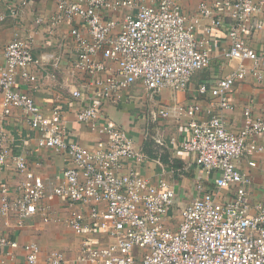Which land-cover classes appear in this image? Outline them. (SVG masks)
Masks as SVG:
<instances>
[{
  "label": "built area",
  "instance_id": "2783aa9c",
  "mask_svg": "<svg viewBox=\"0 0 264 264\" xmlns=\"http://www.w3.org/2000/svg\"><path fill=\"white\" fill-rule=\"evenodd\" d=\"M7 1L8 15L0 14V21L7 16L16 19L34 0ZM228 4L230 24L214 16L208 0H200L198 12L191 16L178 0H57L48 24L50 33L64 22L79 21L70 30V72L81 73L84 86L92 93L77 120L100 136L94 148L67 138L60 108L46 114L18 89L19 78L37 82L29 41L16 38L0 50L4 115L21 109L32 130L40 134L38 147L68 155L72 161L58 184L49 186L24 156H12L0 125V170L12 160L22 177L16 196L6 182L0 184V218L14 217L18 229H24L37 214L45 215L46 199L62 197L73 208L67 225L76 234L98 230L110 239L101 247L85 240L74 263L54 252L48 264H264V202L251 201L252 177L238 167L245 154L254 157L264 151L258 143L264 134V120L247 108L243 127L232 132L223 117L212 112L215 106L234 109L230 92L249 74L261 78L264 52L249 47L247 38L252 31L264 29V0H230ZM205 18L210 23L202 38L197 30ZM36 22L45 23L42 17ZM225 27L231 45L224 55L238 65L229 75L200 85L199 94L209 96L211 102L183 109L188 122L180 145L194 156L196 165L217 176L212 189L198 186V195L178 212L175 225L171 223L175 186L168 179L153 183L146 178L141 169L149 156L111 120L101 124L100 119L106 104L117 105L138 82L151 93L167 88L186 90L193 76L211 63L217 46L212 32ZM61 61L58 57L55 65ZM72 94L82 97L77 88ZM200 113L208 118L197 119ZM154 117L167 118L168 113L160 110ZM249 165L257 163L253 160ZM226 191L232 192V197L226 198ZM5 248L12 255L11 251L21 246L0 235V250ZM22 249V264H41L37 243H26Z\"/></svg>",
  "mask_w": 264,
  "mask_h": 264
},
{
  "label": "crops",
  "instance_id": "0c3cea01",
  "mask_svg": "<svg viewBox=\"0 0 264 264\" xmlns=\"http://www.w3.org/2000/svg\"><path fill=\"white\" fill-rule=\"evenodd\" d=\"M148 3H158L159 0H145ZM8 1L0 0V14L8 13ZM230 0H208L214 16H221L230 24ZM57 0H34L33 3L22 9L16 19L7 16L0 21V50L16 38L29 41L35 65L32 71L37 75L36 83H27L19 78L18 89L27 93L34 102L46 113L53 108H60L63 112V124L67 138L88 148H94L100 136L90 126L77 120V113L81 110L89 97L90 90L84 86L81 73L73 75L70 72V61L73 47L71 27L79 21L62 23L53 33L48 30L50 19L56 12ZM183 11L191 16L198 12L200 0H178ZM8 15V14H7ZM42 17L44 24H38L37 18ZM210 20L202 21L197 30L199 37H204V27ZM212 40L217 41L213 50L210 65L198 71L192 78L186 90L163 89L159 93H151L142 83L134 84L116 104H106L100 123L111 120L120 129L124 130L133 140L136 148L149 156V160L141 169L142 174L151 182L156 183L161 178L168 179L175 186L177 197L173 214H177L198 195V186L212 189L215 173L208 174L195 163L193 155L181 148L185 136L188 118L183 109L191 104L206 106L211 102L209 96L200 95L198 89L201 84L229 75L237 63L230 62L224 55L230 48L231 41L228 27L216 28L212 32ZM247 45L258 52H264V29L252 31L247 38ZM62 59L56 66L55 59ZM4 59L0 55V65ZM250 65V64H248ZM80 89L82 97L75 98L74 89ZM230 99L234 106L232 110H221L215 106L212 112L221 115L232 132H239L245 122L244 112L249 108L252 115L264 120V71L261 78L248 75L245 81L239 82L230 92ZM160 110H166L167 118H155ZM197 119L205 120L207 114H197ZM0 125L7 138L6 146L12 156H24L29 166L41 175L49 186L58 184V178L67 167L72 166L68 155L58 154L52 150L40 149L37 140L40 134L34 132L26 114L15 108L9 116L4 115L2 97L0 96ZM103 139H107L104 137ZM149 143L145 149V144ZM259 145L264 148V134L258 139ZM149 150L157 155L150 157ZM257 165L251 167L250 161ZM160 163H159V162ZM243 172L252 177L249 188L252 202H264V151L254 157L245 154L238 166ZM14 161L9 160L6 167L0 170V184L6 182L13 195H19L17 186L21 182ZM232 192L226 191V198L232 197ZM1 203V192H0ZM46 208L45 215L37 214L24 229L19 230L14 217L0 218V235H6L17 241L21 248L0 250V264H22L24 252L22 246L29 242L37 243L41 248V264H48L49 257L54 252L64 254L70 263L76 262L82 251L85 240L93 246L101 247L110 242V239L97 230L95 233L76 234L68 225L73 208L62 197L43 202ZM45 217L48 221H45Z\"/></svg>",
  "mask_w": 264,
  "mask_h": 264
},
{
  "label": "rangeland",
  "instance_id": "374dc122",
  "mask_svg": "<svg viewBox=\"0 0 264 264\" xmlns=\"http://www.w3.org/2000/svg\"><path fill=\"white\" fill-rule=\"evenodd\" d=\"M173 218L171 219V223L175 224L178 222V213L177 214H173Z\"/></svg>",
  "mask_w": 264,
  "mask_h": 264
},
{
  "label": "trees",
  "instance_id": "16d2710c",
  "mask_svg": "<svg viewBox=\"0 0 264 264\" xmlns=\"http://www.w3.org/2000/svg\"><path fill=\"white\" fill-rule=\"evenodd\" d=\"M148 144H149L148 142L145 144V146H146L145 149L147 148ZM148 147H149V146H148ZM145 151H146V150H145ZM146 152H147V153L150 155V157H152V158H156V157H157V155L153 154V153L150 152L149 150H147Z\"/></svg>",
  "mask_w": 264,
  "mask_h": 264
}]
</instances>
